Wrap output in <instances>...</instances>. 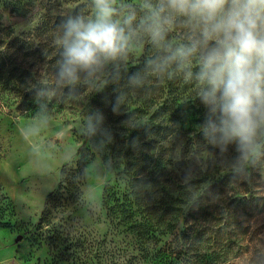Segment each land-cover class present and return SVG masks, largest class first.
Listing matches in <instances>:
<instances>
[{"label":"rangeland","instance_id":"374dc122","mask_svg":"<svg viewBox=\"0 0 264 264\" xmlns=\"http://www.w3.org/2000/svg\"><path fill=\"white\" fill-rule=\"evenodd\" d=\"M14 2L0 0L4 27L0 32V264L181 263L175 247L182 238V219L187 212L197 211L206 184L191 189L179 170L168 167L169 177L178 185L170 194L186 201L176 229L169 230L135 203L123 171L125 160L111 148L116 139L98 150L99 133L93 137L81 134L83 122L95 112L90 103L95 92L85 89L76 94L77 100L67 90L56 88L44 101L45 112L39 110L35 95L32 110L15 109L19 94L27 91L26 81L45 83L46 75L45 67L35 60L5 51L12 37L31 30L39 19L36 11L26 17L15 14L11 10ZM23 2L31 8L27 0ZM81 2L42 0L38 11L61 16ZM141 54L139 47L135 56ZM3 64H9V72H1ZM177 87L183 101L193 105L191 111L205 112L198 99L192 100L193 86L177 80ZM200 154L206 159L205 153ZM156 192L161 193L159 188ZM258 192L264 195V178ZM231 193L206 200V205H212L196 219L194 247L208 264H253L254 249H264V211L239 218L244 238L238 241L232 228L222 241L232 244L227 254L213 240L212 229L222 219L224 208L234 204L226 205L234 198ZM134 223L146 229V234Z\"/></svg>","mask_w":264,"mask_h":264},{"label":"clouds","instance_id":"9594fccd","mask_svg":"<svg viewBox=\"0 0 264 264\" xmlns=\"http://www.w3.org/2000/svg\"><path fill=\"white\" fill-rule=\"evenodd\" d=\"M177 27L185 30L179 42L169 39ZM145 40L157 52L128 75V86L146 89L177 80L193 86L192 100L205 109L196 125L205 146L218 150L236 175L264 168V0H82L56 24L54 86L77 100L78 88L103 91L129 71ZM25 85L45 112L52 89L47 84L33 89L31 79ZM115 92L112 111L119 114L126 93ZM104 120L101 112H92L81 128L82 135L102 136L98 150L113 139ZM123 123L128 129L147 124L136 116ZM230 147L235 154L229 158ZM193 162L207 163L199 151Z\"/></svg>","mask_w":264,"mask_h":264},{"label":"trees","instance_id":"16d2710c","mask_svg":"<svg viewBox=\"0 0 264 264\" xmlns=\"http://www.w3.org/2000/svg\"><path fill=\"white\" fill-rule=\"evenodd\" d=\"M27 2L31 8L25 7L23 0H15L11 10L15 14L25 17L31 16V12L36 11L39 14L38 22L31 30L12 37L6 43L5 51L8 54L9 51L17 52L26 59L35 60L45 67V83L31 84L33 89L41 84H47L51 89H56L54 71L58 49L53 44V37L60 16H54L48 12L40 13L38 10L43 6L42 0H27ZM2 30L4 27L0 23V32ZM184 31L180 27L175 28L169 32V39L181 41ZM140 47L142 54L139 57L134 54L129 64V71L121 72L118 82L108 84L101 92H95L90 103L95 111L104 115L103 127L110 131L113 137L112 141L116 139L121 143L118 146L115 140L113 144H109H112L111 148L116 151V155H121L124 158L123 171L128 178L132 196L145 214L156 218L169 230L176 229L180 217L182 218L186 201L170 194V191L174 188L177 189L178 185L176 179L172 180L169 177V166L179 170L184 177L188 175L189 178L185 181L191 189L196 188L199 183L206 184L207 188L199 197L197 211L187 212L183 216L182 224L185 226L181 231L182 238L175 247V254L176 259L183 260L179 264H208L194 247L196 239L193 237L199 227L196 223L199 213L204 212L212 205H206L208 204L206 200L219 197L220 194H226L229 191L234 196L232 201L226 204L229 206L234 203L232 208H224L222 219L216 224V228L212 229V232L215 233L213 240L219 241L218 247L227 254L232 244L223 245L222 241L228 233H232V228L237 232L238 241L244 238V231L238 220L244 216H252L264 211V195H260L258 192V185L264 178V168L250 169L246 177L236 175L223 162L218 150L212 149L210 146L207 148L203 135L196 129V125L203 120L204 112L201 110L191 111L190 108L193 105L189 106V103L183 101L177 81L160 87L130 88L127 84L128 75L143 68L145 59L157 52V49L147 40ZM4 69L9 72V64H3L1 72H4ZM116 89L126 93V102L122 105L119 114L112 111ZM26 90L23 96L19 94L18 90L15 91L20 98L15 109H19L21 112L30 111L36 105L34 103L35 92L29 90L28 87ZM84 90V88L76 89L75 95ZM132 116L145 120L147 124L135 129H128L123 122ZM133 141H136L135 145H133ZM83 146H85V142ZM195 151L206 154V165L201 166L193 162ZM234 154L233 148L230 147L227 155L230 158ZM189 169L190 171H186ZM173 178L175 177L173 176ZM158 188L161 192L159 194L156 192ZM51 194L52 192L45 200V209L48 208ZM191 196L192 191H190L189 199ZM144 197H148L147 201L144 200ZM213 207L217 208V205H213ZM134 227L143 230L144 234L147 232L138 223H134ZM250 261L253 264H264V249L256 247L250 256Z\"/></svg>","mask_w":264,"mask_h":264}]
</instances>
